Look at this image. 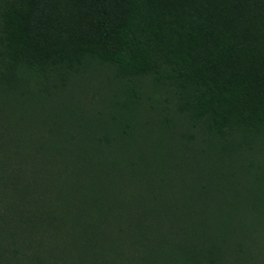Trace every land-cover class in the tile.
<instances>
[{
  "label": "trees",
  "instance_id": "obj_1",
  "mask_svg": "<svg viewBox=\"0 0 264 264\" xmlns=\"http://www.w3.org/2000/svg\"><path fill=\"white\" fill-rule=\"evenodd\" d=\"M0 65V88L6 98L2 107L13 124L0 121V135H17L22 145L39 132L48 130L52 135L43 157L20 165L13 181L2 184L14 187L3 198L8 199L10 223L20 224L11 229L0 218V264H220L228 248L225 236L235 231L230 225L235 227L239 220L236 211L242 216L239 221L261 213L259 204L254 207L251 198L243 200L239 194L215 208L212 185L217 184L212 179L234 172L239 147L264 144V0H4ZM95 65L110 68L133 92L143 80L172 91L177 112L200 128L216 153L196 160L192 167L189 156L176 155L170 144V138H178L173 124L146 127L137 121L135 109L129 113L122 109L135 104L120 106L119 101L117 111L99 110V115L82 118V123L75 115L78 110H65L68 127L76 132L80 124L75 135L69 132L70 138L63 135L68 130L59 123L63 118L53 119V129L49 127L54 106L62 109L65 103L47 100L51 112L44 114L37 93L25 87L29 85L23 70L45 79L51 73L63 78ZM33 101L37 114L32 112ZM40 118L46 126L34 128L32 122ZM163 129L171 131L168 139L145 133ZM71 141L74 147L68 148ZM6 145L0 144L4 169L11 168L2 154ZM54 152L64 155L59 169L48 164ZM12 154L13 162L18 154ZM184 162L189 167L182 166ZM34 164L40 166V178L50 180L48 184L57 179L55 184L80 183L74 209L88 213L73 214L64 207L61 192L55 193L53 186L45 191L40 179L33 181ZM23 172H31L32 179L25 181L32 182V190L16 178ZM187 184H195L199 195L210 197L196 199L201 207L211 203L215 218L112 215L120 200H156L165 189L176 187V195ZM36 192L43 196L37 198ZM232 203L236 207H230ZM163 232L168 237L174 234L173 253L161 250L158 238ZM155 242L158 250L152 253ZM109 244L116 248V258L107 261L104 252ZM131 250L138 252L136 260Z\"/></svg>",
  "mask_w": 264,
  "mask_h": 264
},
{
  "label": "rangeland",
  "instance_id": "obj_2",
  "mask_svg": "<svg viewBox=\"0 0 264 264\" xmlns=\"http://www.w3.org/2000/svg\"><path fill=\"white\" fill-rule=\"evenodd\" d=\"M3 1L4 0H0V6ZM0 69H2L1 65ZM22 74L24 79L28 81L27 84L29 85H25V87L30 91L37 93L35 98H37V100L40 99L41 105L44 109V114H46L49 110L51 112V108L48 109L51 107V103L47 100L65 103L62 109H60L59 105L54 106V109L52 110L53 115H51V123L47 119V124L52 128V125L55 124L53 123V119L58 122L63 118V121L59 123L63 124V128L68 129L62 131L63 135L67 134L69 136V132L70 134L75 135L78 126H80L78 123L76 132L72 125L68 127L70 116H63L66 112L65 110L68 108L71 107L72 109L75 108V110H78L75 115L78 116V120L81 122L82 118L89 120V118L93 117V115H99V110L117 111L118 106L116 103L119 101L121 102L120 106L122 102L129 106L135 104L134 107L131 106V110L126 106L124 107V105L122 109H125L127 113H129L128 111L131 112L135 109L133 114L137 118V121H139V124L144 123L146 127L150 126L155 127L156 129V127L162 125L167 126L173 124L175 127L174 132L177 134L178 138H170V144L173 150L176 151V155L185 153L189 156L188 160L190 165L192 163V167L196 160L198 162L203 161L204 156H209L211 152L216 153L214 152L215 149H212V143L205 138L203 133L199 132L200 128L198 126H194L186 117L177 112V99L173 92L166 87L154 86L150 81L143 80L137 86V91L133 92L131 89L126 87L128 84L115 78L110 68L101 65L90 66L88 71L72 76L64 75L63 78L58 77L55 73H51L52 75L47 77L48 79H45L42 75L39 76L35 72L28 70H23ZM56 83L59 84V87L55 86ZM5 100V95L1 92L0 88V121L11 126L13 125L11 120L5 117L8 113H6V109L2 107L5 106ZM132 101L135 102L133 103ZM31 106L32 112H36L37 104L33 101V105ZM26 112L28 113L26 117L30 120L31 113L27 109ZM41 115L42 114H39L38 116L40 117ZM57 115H59V117ZM55 116H57V118ZM167 117H169L170 120ZM168 122L170 123L167 124ZM32 123H34L33 126L35 125L34 128L37 126V129L46 126L42 123V119L35 120V122ZM147 132L151 133L154 137L159 135V137L168 139V135H170L171 131H169V129H163L161 132L158 131L159 134L155 130H147L145 133ZM51 136L52 135L48 132V130L39 132L34 140L31 139L28 144L24 142L26 144L22 145V143H17L20 139V137L17 138V135L15 138H13V136L10 137L0 135V144L3 145L4 142L7 143L6 146H3L2 154L6 153L5 159L9 164H11V168L7 167L6 169L8 170H6L3 168V164L0 160V218L3 216V218L8 221L11 229H14L16 224L19 222L15 224L10 223L12 215L7 213L8 199L6 200L3 197L9 196L14 190V187L12 185L3 187L2 184L13 181L14 175L18 169L21 168L20 165L25 166L26 163H32L38 158L43 157L46 154V151H49L47 139ZM70 137L71 136H69V138ZM74 141H71V144L67 145L68 148L75 144ZM52 146L54 147V144ZM51 149L53 148L50 147V150ZM238 149L239 150L233 157V163H235L233 166L234 172L227 176V178L222 175V177L218 176V178L214 177L212 179L217 184V186L212 185V190L216 191V193L212 195L215 200L214 207L216 208V206H219L217 203L234 201L232 200V196L239 194L243 197V200H245V197L251 198L254 202V207H257V204H259L262 210L260 214H253L254 216L247 215L248 218L245 220L243 219L242 221H239L242 216L239 211H236L235 216L236 219L239 220L234 221L235 227H232V223L230 225V227L235 231H231L225 236V242L228 243V248L226 250V255L223 257L220 264H264V144L252 142L250 147L241 146ZM13 152H16L18 156L12 162V157L15 156L12 154ZM224 154L226 158L228 156L226 151H224ZM49 157L50 161L48 164L53 169H59V167L56 166H63L64 155H62L61 152H54L50 154ZM170 157L172 158L173 156ZM176 164H178V162H176ZM182 166H188V164L184 162ZM33 170L34 175L37 177L35 179L33 178V181L40 179L39 182L40 185H43V189L45 187L50 188L49 186H53L55 193L61 192L60 197H62V202L65 200V208L72 209L73 214L76 215L88 213V211H80L76 210V208L74 209L78 201L77 198L79 193L82 190L80 183L69 184L61 181L60 184H55L58 181L57 179L56 181L52 180V184H48L51 183L48 182L50 180L47 181L40 178V166L38 167V165L34 164ZM28 173L31 172H23L16 178H18V181H24L25 186L32 190L34 188L31 186L33 185L32 182H30L32 178ZM195 174L197 175V172H195ZM27 178L30 179L29 182L25 181ZM201 182L203 184H209V181L206 179H201ZM182 187L183 188L180 189L176 195V187H171L169 189L164 188L166 190L165 194H162L161 198L156 200L128 199L126 202L124 200H120L113 208L112 215L125 216L129 218H149L156 216L164 219H167L168 217L183 216L193 217L196 219H213L216 217V214L210 211V208L212 207L211 203H208L205 207H201L203 203L196 199L198 196L199 199H204L205 197L210 198L208 195H199V190L195 184H187ZM218 187L220 188L219 190H217ZM45 191H47L46 188ZM244 191L249 194L244 196ZM38 193L36 194V197L38 198L39 196L41 198L43 196V192ZM183 197L187 198L184 203L181 200ZM206 201L210 202L209 200ZM239 204L240 203L237 204V207H239ZM230 207H236V203H232ZM254 211L256 210H251L250 212L255 213ZM216 213L221 215L218 212ZM243 223L244 226L240 229ZM153 225L154 223L152 222L151 226ZM107 227H110V225ZM149 229V227L145 229L147 234L150 231ZM170 235L171 236L168 237L165 232H163L158 238L163 253H173V250H175L176 241L173 237L174 234ZM158 245L159 244L156 242L153 244L151 250L152 253L155 249L158 250ZM131 253L130 254L133 256L136 255V260L138 252L131 250ZM104 255L107 261H110L113 257L114 260L116 258V248H114V245L109 244L105 246ZM122 257V254L119 255L116 262H119ZM124 262H126V264L129 263V261Z\"/></svg>",
  "mask_w": 264,
  "mask_h": 264
}]
</instances>
